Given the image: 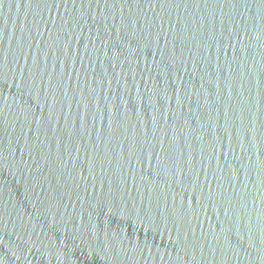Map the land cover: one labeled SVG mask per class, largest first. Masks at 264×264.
I'll return each mask as SVG.
<instances>
[{
    "label": "water",
    "instance_id": "1",
    "mask_svg": "<svg viewBox=\"0 0 264 264\" xmlns=\"http://www.w3.org/2000/svg\"><path fill=\"white\" fill-rule=\"evenodd\" d=\"M0 264H264V0H0Z\"/></svg>",
    "mask_w": 264,
    "mask_h": 264
}]
</instances>
